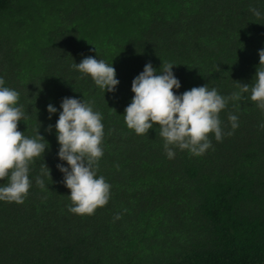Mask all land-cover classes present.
Masks as SVG:
<instances>
[{"label": "trees", "instance_id": "16d2710c", "mask_svg": "<svg viewBox=\"0 0 264 264\" xmlns=\"http://www.w3.org/2000/svg\"><path fill=\"white\" fill-rule=\"evenodd\" d=\"M262 49L264 0H0L3 87L19 94L18 130L49 145L29 165L24 203L0 201V264H264V110L251 100ZM88 56L116 69L115 92L73 67ZM149 62L157 74L175 65L176 95L207 85L230 97L249 85L219 113L232 135L210 133L205 154L174 147L169 159L158 125L129 129L132 82ZM66 97L102 116L97 178L111 187L93 215L68 210L57 168L68 167L55 128Z\"/></svg>", "mask_w": 264, "mask_h": 264}, {"label": "clouds", "instance_id": "9594fccd", "mask_svg": "<svg viewBox=\"0 0 264 264\" xmlns=\"http://www.w3.org/2000/svg\"><path fill=\"white\" fill-rule=\"evenodd\" d=\"M251 11L257 17L261 15L254 8ZM259 61V66L264 65V49L259 51ZM174 66L162 63L157 74L158 70L150 62L145 65L143 72L132 82L135 95L125 109V122L138 135L148 133L158 125L169 159L175 156L174 147L199 157L212 147L210 133H214L217 141H222L225 134L232 135V132H223L219 113L228 100H239L241 93L249 92V85L239 83L240 92L230 97L218 94L215 88L209 90L207 85L176 95L173 89H179L181 83L172 71ZM73 67L89 74L95 84L107 92H115L120 83L116 69L104 60L88 56ZM4 83L0 78V180L7 178L8 183L0 187V201L23 204L30 188L29 165L35 157L44 154L49 145L39 132L35 138H27L18 130V124L24 118L22 107L15 106L19 94L3 87ZM251 100L258 102L257 106L264 110V68H257ZM61 108L55 125L60 145L58 156L68 167L58 164L57 168L64 174V185L71 190L72 205L68 210L81 216L93 215L110 198L111 186L103 176L97 178L98 161L104 154L102 116L84 99L66 97ZM47 110L49 119L57 112L51 104ZM228 119L233 130L238 128L236 115L230 114ZM261 127L264 128V124ZM47 131H52V125ZM36 183L42 189L45 187L40 177L36 178ZM119 218V215L115 217Z\"/></svg>", "mask_w": 264, "mask_h": 264}]
</instances>
